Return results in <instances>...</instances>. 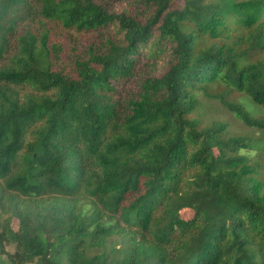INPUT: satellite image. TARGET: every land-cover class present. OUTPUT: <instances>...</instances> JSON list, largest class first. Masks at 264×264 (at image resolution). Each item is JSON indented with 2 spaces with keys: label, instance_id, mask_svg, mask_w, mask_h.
<instances>
[{
  "label": "trees",
  "instance_id": "16d2710c",
  "mask_svg": "<svg viewBox=\"0 0 264 264\" xmlns=\"http://www.w3.org/2000/svg\"><path fill=\"white\" fill-rule=\"evenodd\" d=\"M235 95L264 113V0H0V264H264Z\"/></svg>",
  "mask_w": 264,
  "mask_h": 264
},
{
  "label": "rangeland",
  "instance_id": "374dc122",
  "mask_svg": "<svg viewBox=\"0 0 264 264\" xmlns=\"http://www.w3.org/2000/svg\"><path fill=\"white\" fill-rule=\"evenodd\" d=\"M53 34L55 36L61 37L62 35L65 34V32L60 31L59 29L55 28ZM73 37L79 40H91L93 39L94 35L90 34H84V35H80L77 33H73ZM236 99H238L239 101H241L242 103L245 104V106L248 108V110H250L252 112V114L254 115V117L257 118H262L264 117V113H262V111L259 109V107H257L251 100L247 99L246 97H241L238 95H235ZM214 107H219L220 105L218 103H213ZM215 116H218V114H216ZM233 123H234V127L237 130H240V128L242 127V125L237 122L236 120L232 119ZM185 218L187 219H191L192 218V213L191 212H186L185 213Z\"/></svg>",
  "mask_w": 264,
  "mask_h": 264
}]
</instances>
